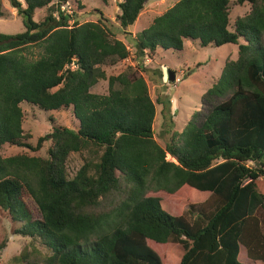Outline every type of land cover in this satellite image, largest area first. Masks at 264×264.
Instances as JSON below:
<instances>
[{
  "label": "trees",
  "instance_id": "obj_1",
  "mask_svg": "<svg viewBox=\"0 0 264 264\" xmlns=\"http://www.w3.org/2000/svg\"><path fill=\"white\" fill-rule=\"evenodd\" d=\"M9 1L25 28L0 33V216L11 234L38 241L46 264H264V0H178L134 35L139 59L181 51L184 40L238 47L202 97L207 113H193L164 148L143 77L106 76L129 50L101 13L78 23L59 12L66 0L57 9L53 0ZM149 1L121 0L120 29ZM232 4L250 9L230 25ZM30 47L41 49L38 58H27ZM101 80L107 94L91 93ZM24 103L69 112L77 123L33 145L22 128ZM44 145L45 156L35 155ZM4 146L24 152L5 157ZM74 153L88 156L69 179Z\"/></svg>",
  "mask_w": 264,
  "mask_h": 264
},
{
  "label": "rangeland",
  "instance_id": "obj_2",
  "mask_svg": "<svg viewBox=\"0 0 264 264\" xmlns=\"http://www.w3.org/2000/svg\"><path fill=\"white\" fill-rule=\"evenodd\" d=\"M18 1L22 2V0ZM120 1L107 0V3L104 4L101 0H66L68 5L64 4V8L71 13L70 16L75 17L78 23L96 22L99 13H101L103 18L107 20L106 25L114 38L126 45L129 50L128 59L114 67L105 68L106 76H117L130 70L133 74L143 77L148 87L149 96L155 104L154 138L158 145L164 148L169 141L170 132L181 133L191 120L193 113L201 112L203 115L207 113V108L202 107V97L218 79L224 63L236 58L238 47L232 44L221 47H199L196 41L184 40L181 51L158 49L152 58L139 59L133 45L134 35L146 29L153 18L163 14L178 0H150L134 25L126 30L120 29L115 22ZM231 1L234 3V0ZM54 2L56 3L57 0H53L52 3L57 9ZM2 4L9 17L0 18V33L16 35L24 32L22 19L16 16V11L11 7L10 1L2 0ZM249 9L248 4L242 6L232 4L229 17L230 25L237 17L247 14ZM44 15L45 12L36 11L34 20L42 19ZM72 23L73 20L70 19L69 25ZM240 43L242 42L240 41ZM26 54L28 59L34 60L40 56L41 49L30 47ZM169 71L173 72L175 76L172 84L167 81ZM107 90V81L101 80L91 88L90 92L105 95ZM21 108L24 113L22 128L31 134L32 138L29 141L33 145L39 137L50 134L54 128H73L77 123L69 112L43 111L26 103L22 104ZM45 151L46 145L41 152L35 155L45 156ZM23 152L24 150L8 146H4L2 149V154L5 157ZM86 156H88L87 153L69 155L66 162V173L69 179L74 177L81 168ZM166 159L171 161L169 156H166ZM180 193H177V196ZM185 195L190 197L187 193ZM24 201L32 214V218L40 219L39 211L33 200L30 197H24ZM0 248V264H46V258L49 254L38 241L12 235L9 222L1 216ZM24 253L26 258L22 260L21 256ZM239 258L246 262L242 250Z\"/></svg>",
  "mask_w": 264,
  "mask_h": 264
},
{
  "label": "built area",
  "instance_id": "obj_3",
  "mask_svg": "<svg viewBox=\"0 0 264 264\" xmlns=\"http://www.w3.org/2000/svg\"><path fill=\"white\" fill-rule=\"evenodd\" d=\"M66 2V1H65ZM64 4H67V2L66 3H62V4H60V6H59V12H61V13H63L64 15H69V14H71V13H69V11L68 10H65V8H64ZM68 5V4H67ZM69 9L71 10V8L69 7ZM58 11H56V12H54V14H53V17L56 19V20H58L59 18H58ZM70 16V15H69ZM72 16V15H71ZM72 68H74V66H72ZM176 82H177V80H176Z\"/></svg>",
  "mask_w": 264,
  "mask_h": 264
},
{
  "label": "water",
  "instance_id": "obj_4",
  "mask_svg": "<svg viewBox=\"0 0 264 264\" xmlns=\"http://www.w3.org/2000/svg\"><path fill=\"white\" fill-rule=\"evenodd\" d=\"M175 76H174V74H173V72H168V75H167V81H168V83H170V84H172L173 82H174V78Z\"/></svg>",
  "mask_w": 264,
  "mask_h": 264
},
{
  "label": "crops",
  "instance_id": "obj_5",
  "mask_svg": "<svg viewBox=\"0 0 264 264\" xmlns=\"http://www.w3.org/2000/svg\"><path fill=\"white\" fill-rule=\"evenodd\" d=\"M23 5V4H22Z\"/></svg>",
  "mask_w": 264,
  "mask_h": 264
}]
</instances>
